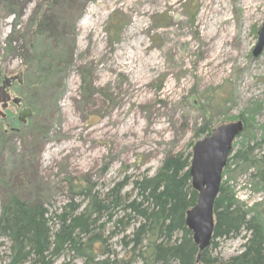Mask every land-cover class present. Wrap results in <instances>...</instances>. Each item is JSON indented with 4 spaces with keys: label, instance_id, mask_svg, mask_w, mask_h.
<instances>
[{
    "label": "rangeland",
    "instance_id": "1",
    "mask_svg": "<svg viewBox=\"0 0 264 264\" xmlns=\"http://www.w3.org/2000/svg\"><path fill=\"white\" fill-rule=\"evenodd\" d=\"M242 1L0 0V73H22L25 81L11 88L22 99L20 107L3 109L0 103V210L7 192L14 191L42 203L51 217L70 202H88L76 193L80 183L100 196L126 183L121 194L134 197L133 181L153 175L168 155L192 152L207 137L203 127L215 130L242 120L246 129L233 143L222 184L247 220L259 213L264 227V166L235 157L249 142L253 157L264 160V49L253 54L264 0H250L248 19ZM218 5L228 10L238 38L227 48L231 54L214 65L209 47L218 41L203 39V33L216 29L220 16L212 7ZM90 6L98 12L85 30ZM121 48L129 54L118 58ZM136 50L142 57L133 62L129 56ZM36 55L44 56V72ZM134 82L141 83V92L132 94ZM25 108L32 115L19 122ZM137 221L126 232L112 223L97 230L118 259L126 251L121 237ZM245 234L215 239L208 249L213 264L239 255ZM2 242L6 261L9 243ZM83 261L65 251L53 264Z\"/></svg>",
    "mask_w": 264,
    "mask_h": 264
},
{
    "label": "trees",
    "instance_id": "2",
    "mask_svg": "<svg viewBox=\"0 0 264 264\" xmlns=\"http://www.w3.org/2000/svg\"><path fill=\"white\" fill-rule=\"evenodd\" d=\"M116 35L115 41H118L119 35ZM36 56L39 71L44 72V56ZM26 86L33 88L34 83L28 81ZM213 131L205 126L201 133L209 136ZM253 150L248 142L235 157L250 165L264 166L263 159L257 161L253 157ZM192 160L193 150L188 154L166 156L153 175L133 181L134 197L131 193L121 194L126 183H119L103 196L90 193L91 190L80 183L75 187L76 193L87 197L88 202L83 206L70 202L51 217L42 203H31L14 191H8L0 210V252L2 240H7L9 255L6 261H1L0 256V264H53L65 251L72 258L83 259L84 264H134L137 261L141 264H197L199 255L200 264H213L214 260L208 256L210 246L200 252L185 223L187 211L198 201L190 173ZM259 175L264 188V171L261 173L260 168ZM228 190L221 184L214 204L211 245L217 238L237 236L245 230L243 251L227 264H264L261 216L257 213L247 220L246 212ZM119 212L123 216L120 217ZM102 219L104 223H100ZM135 221L137 226L133 232L121 237L126 251L118 259L110 253L106 239L97 230L112 223L116 228L122 226L121 231L126 232ZM111 255L113 260L109 258Z\"/></svg>",
    "mask_w": 264,
    "mask_h": 264
},
{
    "label": "water",
    "instance_id": "3",
    "mask_svg": "<svg viewBox=\"0 0 264 264\" xmlns=\"http://www.w3.org/2000/svg\"><path fill=\"white\" fill-rule=\"evenodd\" d=\"M258 35V42L253 51L255 56L264 49V23ZM15 80L22 84L23 74L14 77L5 76L0 86V101L3 103V108L7 107L11 99L14 104H21L20 97L11 98L7 91ZM31 115V110L25 108L18 114V121L25 122ZM243 131L242 120L221 125L210 136L198 141L193 148L190 173L192 186L198 192V201L187 211L185 223L192 232L193 241L200 252L211 245L215 227L214 204L220 192L222 173L233 151V143ZM199 260L200 255L197 258V264Z\"/></svg>",
    "mask_w": 264,
    "mask_h": 264
},
{
    "label": "bare ground",
    "instance_id": "4",
    "mask_svg": "<svg viewBox=\"0 0 264 264\" xmlns=\"http://www.w3.org/2000/svg\"><path fill=\"white\" fill-rule=\"evenodd\" d=\"M108 1H113V2H118V1H123L126 4H134V0H108ZM101 2V1H100ZM243 2L246 5L247 11H246V19H248L247 17H250L252 15L251 12V8H250V4L253 2H251L250 0H243L241 2V5L243 6ZM98 10L97 8H92V6L88 7L87 13L84 16V22H82L83 24V28L85 30H89L92 28V23H90V20L92 17H94L97 14ZM228 10L226 9V7H222L219 9V5L216 7H212V13L217 14L218 16H220V20L217 21V23H215L216 25V29L213 31H209L208 33H203V36L205 40L214 37L215 39H217V44H212L210 45L209 49H211V51L213 52V55L211 56V62H213V64H217V62L219 60H221L222 58H224L225 56H228L229 54H231V52L227 49L234 40H236L238 38V32L236 29L233 30V28L230 29V26L232 27L230 21L231 19H229L227 17V13ZM204 15H202V21H204ZM202 21L200 22L202 24ZM197 30V29H196ZM143 43V41H142ZM129 46V48L132 47L131 44H127L126 47ZM117 57L118 58H123L127 53L129 54V52L126 51V49L121 48ZM234 56L238 55L239 52L236 53H232ZM142 57V54H140L138 52V50L130 53L129 59L133 62H135L136 60H138L139 58ZM142 89V85L139 82H134L131 85V92L132 94L135 93H139L141 92ZM84 131V130H83ZM82 132V131H81Z\"/></svg>",
    "mask_w": 264,
    "mask_h": 264
},
{
    "label": "flooded vegetation",
    "instance_id": "5",
    "mask_svg": "<svg viewBox=\"0 0 264 264\" xmlns=\"http://www.w3.org/2000/svg\"><path fill=\"white\" fill-rule=\"evenodd\" d=\"M19 74H22V73H19ZM18 74V75H19ZM14 76H17V75H13V76H11V77H14ZM4 77L5 76H2V74L0 73V86L2 85V83H3V80H4ZM23 79H24V77H23ZM15 83H17L18 85H22V84H20L17 80H15L12 84H11V86L7 89V91H8V93L11 95V98H14V97H19V95L17 96V95H15V94H11V88H12V86L15 84ZM21 98V97H20ZM0 103H1V105L3 106V103L0 101ZM13 102H12V99L7 103V107L6 108H8V106L10 105V104H12ZM14 104V103H13ZM14 105H16V104H14ZM22 105V102H21V104L20 105H16L17 107H20ZM3 108V107H2ZM6 108H3V109H6ZM23 108V107H22ZM23 110V109H22ZM0 115L2 116L3 114L1 113V111H0ZM4 117V116H3ZM18 118V117H17Z\"/></svg>",
    "mask_w": 264,
    "mask_h": 264
}]
</instances>
